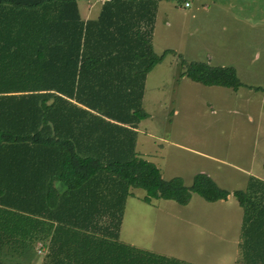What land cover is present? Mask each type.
<instances>
[{
  "label": "trees",
  "instance_id": "16d2710c",
  "mask_svg": "<svg viewBox=\"0 0 264 264\" xmlns=\"http://www.w3.org/2000/svg\"><path fill=\"white\" fill-rule=\"evenodd\" d=\"M159 1L105 0L86 20L77 0H0V252L31 249L12 264H32L37 240L53 264H190L138 256L120 242L132 187L145 190L146 202L183 205L193 193L210 202L233 195L245 211L247 262L264 264V181L254 210L245 190L199 171L190 185L166 179L136 151V128L149 116L147 75L173 52L153 47ZM182 64L180 76L204 85L254 87L234 66ZM255 187L252 179L247 189Z\"/></svg>",
  "mask_w": 264,
  "mask_h": 264
},
{
  "label": "rangeland",
  "instance_id": "374dc122",
  "mask_svg": "<svg viewBox=\"0 0 264 264\" xmlns=\"http://www.w3.org/2000/svg\"><path fill=\"white\" fill-rule=\"evenodd\" d=\"M190 1L185 6V0H163L158 7L153 47L158 54L173 52L147 75L143 107L149 116L138 124L137 150L156 163L164 178L181 176L190 185L194 174L203 171L223 188L245 190L257 210L264 181V34L257 33L264 25L238 27L234 15L218 19L221 10L213 5L206 14L193 17L196 0ZM77 2L84 19L100 12L101 0ZM236 9L240 11L235 4ZM183 59L234 66L240 80L254 87L235 90L180 76ZM252 179L256 192L247 189ZM132 189L133 195L125 200L120 240L136 255L154 253L190 264H236L238 228L245 215L236 197L210 202L193 193L185 205L164 198L147 203L144 189ZM189 204L197 207L193 214H188ZM31 247L32 264H53L40 240ZM28 249L5 245L0 258L12 264L25 259Z\"/></svg>",
  "mask_w": 264,
  "mask_h": 264
},
{
  "label": "crops",
  "instance_id": "0c3cea01",
  "mask_svg": "<svg viewBox=\"0 0 264 264\" xmlns=\"http://www.w3.org/2000/svg\"><path fill=\"white\" fill-rule=\"evenodd\" d=\"M101 1H102L101 3L103 4L104 1L103 0H101ZM161 1H163V0L159 1V5H160ZM187 1L190 2V4L188 5V6H190L191 1L190 0H187ZM235 4L237 6H239V8H240L239 12H237L238 9L234 10ZM210 5H213L214 7L221 10L220 14L219 15L217 14L218 19H221L224 21L225 18H228L229 15H234L235 23L239 20L238 27H240V26L244 27L245 26V28L251 30V29L257 28L258 26L264 25V0H196L195 7L191 10V12H192L191 15L193 17H195L198 14H200V15L206 14V12H208V10L210 9ZM98 15H96V17ZM85 19L87 20L90 18H85ZM156 23H157V14H156ZM257 32H258V30H257ZM233 33H235V32H231V34H233ZM257 34H258V36H260V35L263 36L264 30H261ZM219 50H221V49H219ZM136 131H137V135H138L139 125H138V128H136ZM137 146H138V140H137V136H136L135 148H136V151L138 152ZM138 154H139V152H138ZM132 190L133 189L131 188V192L133 194ZM129 196H131V195H129ZM230 196L231 195H229L228 198ZM143 197H142V199H143ZM228 198L222 199V200H225V202H226V200H229ZM222 200H217V201H222ZM147 203H149V202H147ZM188 208H189V210H192L191 212H188V214H193L194 211L197 210V207H192V205H190V204L188 205ZM200 208H202V207H200ZM243 214H244V209H243ZM243 219H244V217L242 218V225L240 226V228H238V234L240 235V237H239L240 239L238 240V243H237L239 246L237 248V255L238 256L237 257L235 256L233 258L234 262L236 264L243 263L240 260L241 258H243V261H244L243 264H248L247 258H248V256L250 257V254L252 253L251 250L246 251L245 246H244ZM241 234L243 235V237H242L243 239H241ZM120 242H122V241L120 240ZM241 247H242V249H241ZM61 257H63L62 254H61ZM49 260H50V258H49Z\"/></svg>",
  "mask_w": 264,
  "mask_h": 264
},
{
  "label": "water",
  "instance_id": "95a60500",
  "mask_svg": "<svg viewBox=\"0 0 264 264\" xmlns=\"http://www.w3.org/2000/svg\"><path fill=\"white\" fill-rule=\"evenodd\" d=\"M56 186L59 190H62L64 187H63V182L61 181H56Z\"/></svg>",
  "mask_w": 264,
  "mask_h": 264
},
{
  "label": "built area",
  "instance_id": "2783aa9c",
  "mask_svg": "<svg viewBox=\"0 0 264 264\" xmlns=\"http://www.w3.org/2000/svg\"><path fill=\"white\" fill-rule=\"evenodd\" d=\"M103 1H105V0H103ZM189 4H190V2L186 1L185 5L188 6Z\"/></svg>",
  "mask_w": 264,
  "mask_h": 264
}]
</instances>
